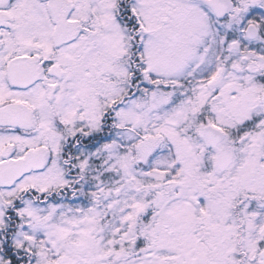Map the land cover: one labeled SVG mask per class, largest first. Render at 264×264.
<instances>
[{
    "label": "snow or ice",
    "instance_id": "1",
    "mask_svg": "<svg viewBox=\"0 0 264 264\" xmlns=\"http://www.w3.org/2000/svg\"><path fill=\"white\" fill-rule=\"evenodd\" d=\"M0 264H264V0H0Z\"/></svg>",
    "mask_w": 264,
    "mask_h": 264
}]
</instances>
